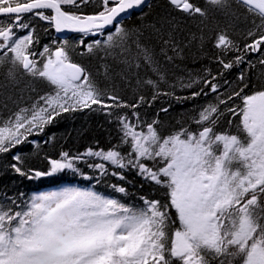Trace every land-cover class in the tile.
<instances>
[{"label":"snow or ice","instance_id":"6c2138e0","mask_svg":"<svg viewBox=\"0 0 264 264\" xmlns=\"http://www.w3.org/2000/svg\"><path fill=\"white\" fill-rule=\"evenodd\" d=\"M90 2L0 0V68L10 85L29 82L26 101L23 89L0 93V160L11 156L0 173L28 180L71 174L87 182L30 193L0 190V264H264V88L246 92L241 68L253 67L247 57L257 53L264 66V0H204L205 7L167 0L163 15L135 28L125 21L143 15L151 7L147 0H100L98 10L86 14L82 6ZM241 10L252 24L243 44L232 35ZM209 11L223 15L212 29L205 24ZM182 18L199 19V35H185ZM38 22L48 25L45 33L79 34L89 55L111 57L103 66L105 83L72 59L66 37L41 46ZM206 30L214 33L207 39L220 71L205 68L203 75L170 83L168 65L194 43L203 49ZM234 68L240 69L236 86L226 78L221 84ZM117 79L133 88V101L120 95ZM198 84L199 90L176 95L177 88ZM202 94L215 95V102L167 132L158 118L149 121L139 111L160 96L180 102ZM85 110L117 125L116 143L46 155V170L13 151L30 144L38 152L54 134L44 141L30 137L64 114ZM133 174L141 188L155 186L163 198L130 200Z\"/></svg>","mask_w":264,"mask_h":264},{"label":"trees","instance_id":"16d2710c","mask_svg":"<svg viewBox=\"0 0 264 264\" xmlns=\"http://www.w3.org/2000/svg\"><path fill=\"white\" fill-rule=\"evenodd\" d=\"M100 0H91L87 6H82V11L86 14H92L97 11V5ZM199 6L205 7L204 0H193ZM148 4L151 7L144 8V14L139 13L133 14L128 20L125 21V25L130 28H135L140 24H146L149 21L155 19L156 17L163 15L168 10L167 0H149ZM241 16V20L237 22V29L232 32V35L237 39L240 44L245 42L244 32L247 28L252 27L251 18L247 22L244 20L242 10L238 13ZM217 21H223L222 13L209 11V19L205 21L208 29H212ZM258 22V21H257ZM39 32L41 37V46L43 44L51 43L52 39H63L65 37H60L55 32L54 29H49L48 33L43 31L44 28L48 27L47 24L43 22H38ZM199 19H184L182 18L181 27L184 29V34L196 33L199 35L198 29L203 27ZM206 39L214 35L213 32L206 30ZM69 40V44L72 47V59L90 69L97 79L103 85L104 81V64H112L111 57H104L103 54L100 55H89L84 51L82 45L78 43L79 34L69 35L66 37ZM86 43L90 41H85ZM217 55V50L212 46L211 40L207 39L204 44L203 49H201L198 43H194L185 53L184 58L177 60L174 65H168L169 72V82H176L181 77H188L191 74L193 77L196 75H203V70L205 68H210L215 74L220 71V66L213 59ZM251 60L253 67L248 68L247 65H241V68L246 70V82L249 87L245 89L246 92H252L264 88V66H262L259 61L261 59L260 54H251L247 57ZM240 69L234 68L230 73H227L225 77L221 78V84L223 79H227L232 82V87L236 86L237 77L239 75ZM145 73L142 72L141 75ZM151 75V73H147ZM27 79H22L19 85H10L4 78V69L0 68V85H7V87H0V93L4 94H17L19 95L20 90L23 91V97L26 101L28 99L27 92ZM118 90L120 95L126 101H133L135 99V92L133 88L126 87L123 83L119 82L117 79ZM38 89L43 91V86L37 85ZM163 89L171 91L168 85H162ZM202 87L198 84L191 89L180 90L176 89L177 96H187L191 91H197ZM208 91V89H205ZM142 94L146 95L149 99L151 98V90L144 89ZM216 97L213 94L207 96L201 95L195 99H188L177 102L171 97L160 96L151 105L142 106L139 111L142 116L151 121L152 119H159L161 122V130L167 132L173 126L177 125L178 121H187L191 116L195 115L196 112L204 105L215 102ZM11 107V104H9ZM168 107V112L160 111L161 108ZM127 111V110H125ZM223 125L221 126V130ZM234 130V129H233ZM54 134L55 140L48 144H42L41 148L37 152L30 144H24L18 146V149L13 151H20L27 158L28 165L30 167L46 170L47 162L45 156L56 157L57 154L64 150L75 153L77 151H83L89 146H96V142L99 141L100 147H108L112 143H116L118 140L117 125L109 123V118L104 114L99 112H89L87 110L83 112H77L71 115L64 114L62 119H58L56 123L49 126L45 133L39 137H30V139H37L44 141L48 139L49 136ZM11 160V156H7L4 160H0V164ZM129 180L133 183L129 185V191L133 195L129 198L130 200H136L140 195H145L149 197L163 198V191L155 186L144 184L143 188L140 185L143 183L134 174L129 175ZM71 181L72 183H77L81 185H86L87 182L81 181L79 178L73 179L71 174H66L61 177L60 180L55 178H39L35 180H28L24 177H20L11 173H0V190H7L9 193H16L23 191L25 193H30L32 191L38 190H48L59 186L62 183H67ZM101 190H105L101 186ZM139 203V201H136Z\"/></svg>","mask_w":264,"mask_h":264},{"label":"water","instance_id":"95a60500","mask_svg":"<svg viewBox=\"0 0 264 264\" xmlns=\"http://www.w3.org/2000/svg\"><path fill=\"white\" fill-rule=\"evenodd\" d=\"M147 2H148V0H147ZM68 34H77V33L64 32V33H62V36H66V35H68Z\"/></svg>","mask_w":264,"mask_h":264}]
</instances>
